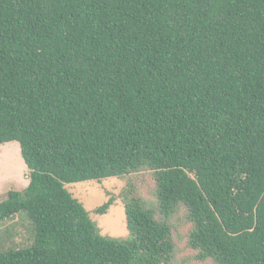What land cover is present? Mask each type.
I'll return each instance as SVG.
<instances>
[{"label":"trees","instance_id":"1","mask_svg":"<svg viewBox=\"0 0 264 264\" xmlns=\"http://www.w3.org/2000/svg\"><path fill=\"white\" fill-rule=\"evenodd\" d=\"M17 142L33 242L0 264H173L184 209L200 261L264 264V0H0V145ZM131 182L128 237L65 184ZM114 199L98 210L106 214Z\"/></svg>","mask_w":264,"mask_h":264},{"label":"rangeland","instance_id":"2","mask_svg":"<svg viewBox=\"0 0 264 264\" xmlns=\"http://www.w3.org/2000/svg\"><path fill=\"white\" fill-rule=\"evenodd\" d=\"M130 182L138 196L143 198L148 206L157 209L156 181L153 174L148 171L131 176L129 180L115 178L101 182L65 184V189L84 205L98 234L126 239L128 237L126 213L120 196ZM29 184V170L22 157L20 144L12 142L0 145V202L6 199L10 191L24 192ZM111 199L115 201L108 212L98 213V210ZM170 223L173 226L175 243L173 264H214L212 260L200 261L199 252L190 247L189 234L192 226L186 219L183 208L170 219ZM32 242L31 226L25 215H18L0 225V251L23 248Z\"/></svg>","mask_w":264,"mask_h":264}]
</instances>
